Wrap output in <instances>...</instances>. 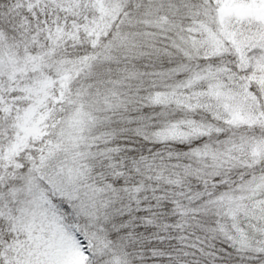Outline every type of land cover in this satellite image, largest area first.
Segmentation results:
<instances>
[{"label":"snow or ice","instance_id":"snow-or-ice-1","mask_svg":"<svg viewBox=\"0 0 264 264\" xmlns=\"http://www.w3.org/2000/svg\"><path fill=\"white\" fill-rule=\"evenodd\" d=\"M0 264H264V0H0Z\"/></svg>","mask_w":264,"mask_h":264}]
</instances>
